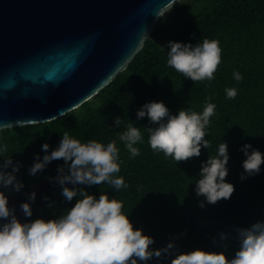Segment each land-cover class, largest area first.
<instances>
[{
    "label": "trees",
    "instance_id": "16d2710c",
    "mask_svg": "<svg viewBox=\"0 0 264 264\" xmlns=\"http://www.w3.org/2000/svg\"><path fill=\"white\" fill-rule=\"evenodd\" d=\"M204 39L218 40L221 48V63L213 80L195 83L167 65L170 41L195 46ZM234 72L243 79L235 80ZM230 88L237 91L234 99L227 97ZM153 101L163 102L173 115L182 109L202 113L206 104H214L215 114L205 137L210 148L202 147L199 157L178 164L172 157L154 152L147 131L154 125L147 116L137 119L138 110ZM117 117L120 126L114 123ZM130 123L143 137L134 145L140 150L136 157L119 139ZM65 132L82 143L95 140L106 146L115 141L120 172L114 175L127 185L119 190L107 184L68 187L84 188L97 199L107 194L122 202V212L134 228L154 238L152 249L174 243L178 253L202 249L224 252L231 259L239 248L236 230L264 222V164L258 174L247 176L243 168L247 157L241 150L250 144L249 151L264 154V0H181L160 18L128 68L94 98L51 122L0 131V149H8L0 152V163L11 158L20 165L16 176L24 185L22 190L50 180L47 186L53 191L45 220L58 218L80 199L77 195L66 201L55 180L63 160H54L42 172L30 175L36 158L42 160L57 149ZM223 142L229 153L226 182L235 191L230 199L209 204L197 196L196 182L202 164L218 155ZM45 143L47 153L42 150ZM221 233L227 238L222 239ZM174 258L166 256L148 264H171Z\"/></svg>",
    "mask_w": 264,
    "mask_h": 264
},
{
    "label": "clouds",
    "instance_id": "9594fccd",
    "mask_svg": "<svg viewBox=\"0 0 264 264\" xmlns=\"http://www.w3.org/2000/svg\"><path fill=\"white\" fill-rule=\"evenodd\" d=\"M167 65L193 82L213 80L221 63V48L218 40L204 39L193 46L191 43L170 41L167 45ZM234 78L243 77L234 72ZM229 99L237 96L234 88L226 89ZM215 114V105L206 104L202 113L180 110L173 115L163 102H150L137 112V119L147 116L154 125L148 127L149 144L154 152H162L172 157L176 163L185 162L201 155V149L210 148L205 137L210 118ZM120 126L119 117L114 121ZM133 157L140 155L134 147L143 137L138 127L128 124L127 130L119 135ZM49 145H42L48 152ZM252 145L241 149L247 157L243 168L247 176L260 172L264 164V154L251 150ZM7 146L0 152H7ZM119 149L112 141L106 146L95 140L82 143L71 138L67 132L62 135L57 149L43 156L30 168V175L42 172L54 160H63L64 166L58 168L55 180L62 188V195L71 202L77 195L80 199L66 213L56 219L37 218L21 222L14 208L9 207L8 197L0 191V264H148L149 261L174 255L171 264H264V222H256L247 228L237 229L239 248L229 259L224 252H209L197 249L178 253L174 243L162 249H152L153 237L145 235L142 229H135L128 215L122 212L124 205L116 199L101 194L97 199L81 187L85 185H110L119 190L127 187L120 172ZM229 153L227 143L219 145L218 155L202 164L196 182V194L204 197L209 204L230 199L235 191L234 185L226 182ZM11 167V171H6ZM20 165L11 158L0 163V189L20 192L24 185L17 179ZM246 176L242 174L241 179ZM33 192L28 200L34 202ZM47 199V198H45ZM201 207L204 203L201 202ZM26 218L33 215L31 203L21 204ZM221 238L226 239L224 233ZM227 247V245H223Z\"/></svg>",
    "mask_w": 264,
    "mask_h": 264
},
{
    "label": "water",
    "instance_id": "95a60500",
    "mask_svg": "<svg viewBox=\"0 0 264 264\" xmlns=\"http://www.w3.org/2000/svg\"><path fill=\"white\" fill-rule=\"evenodd\" d=\"M180 1L0 0V131L51 122L94 98Z\"/></svg>",
    "mask_w": 264,
    "mask_h": 264
},
{
    "label": "flooded vegetation",
    "instance_id": "af4514ba",
    "mask_svg": "<svg viewBox=\"0 0 264 264\" xmlns=\"http://www.w3.org/2000/svg\"><path fill=\"white\" fill-rule=\"evenodd\" d=\"M39 183V182H38ZM35 183L31 185L29 188L21 190L20 192H13L11 190L5 189V195L9 200V207L14 208L16 211V215L21 220V222H29L31 220H35L37 218H43L44 213L47 210V204L51 198V192L53 191L51 187L46 186L44 189H40L37 187ZM36 193V199L34 202L28 200V197L31 193ZM47 198V199H45ZM29 202L31 203V207L33 210V215L30 218H26L23 211L21 210V204Z\"/></svg>",
    "mask_w": 264,
    "mask_h": 264
}]
</instances>
